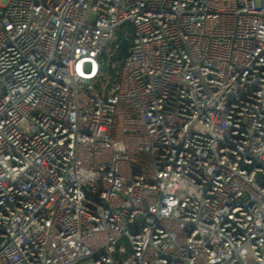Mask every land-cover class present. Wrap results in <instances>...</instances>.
<instances>
[{
	"label": "built area",
	"instance_id": "obj_1",
	"mask_svg": "<svg viewBox=\"0 0 264 264\" xmlns=\"http://www.w3.org/2000/svg\"><path fill=\"white\" fill-rule=\"evenodd\" d=\"M0 264H264V0H0Z\"/></svg>",
	"mask_w": 264,
	"mask_h": 264
},
{
	"label": "water",
	"instance_id": "obj_2",
	"mask_svg": "<svg viewBox=\"0 0 264 264\" xmlns=\"http://www.w3.org/2000/svg\"><path fill=\"white\" fill-rule=\"evenodd\" d=\"M128 42L129 41L127 38H123L118 46V49H119L118 54L111 56L110 62H109V72L111 74L113 73V70H114V63L120 62L124 54L126 53Z\"/></svg>",
	"mask_w": 264,
	"mask_h": 264
},
{
	"label": "trees",
	"instance_id": "obj_3",
	"mask_svg": "<svg viewBox=\"0 0 264 264\" xmlns=\"http://www.w3.org/2000/svg\"><path fill=\"white\" fill-rule=\"evenodd\" d=\"M114 52H115V50H106V51L104 52V56L108 57V56L111 55L110 53H114ZM118 66H119V64H116L115 71H116V69H117Z\"/></svg>",
	"mask_w": 264,
	"mask_h": 264
}]
</instances>
